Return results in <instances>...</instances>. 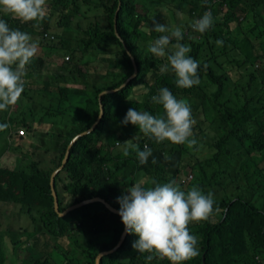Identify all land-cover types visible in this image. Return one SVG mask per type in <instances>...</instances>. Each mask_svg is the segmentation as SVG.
<instances>
[{
    "label": "trees",
    "instance_id": "trees-1",
    "mask_svg": "<svg viewBox=\"0 0 264 264\" xmlns=\"http://www.w3.org/2000/svg\"><path fill=\"white\" fill-rule=\"evenodd\" d=\"M46 5L47 16L38 25L36 21L21 23L0 11V19L28 32L39 46L67 47L62 55L67 59L41 80V97L31 95L27 83L39 81L41 71L49 68L43 58L34 57L16 106L1 113L2 118L8 116L9 128L15 129L17 137H22L19 128L28 131L33 124L45 127L48 134L49 127L58 131L51 135V156L44 164L33 157L36 148L21 146L18 153V146L12 148L19 154L18 167L0 166V203L18 206V211H24L18 216L27 217L21 220L32 224V230L0 228V264H7L11 255L5 253L9 248L5 235L13 258H18L19 249L27 253L22 264H43L46 259L41 256L52 251L66 264H94L100 251L117 244L124 226L118 214L96 202L59 217L49 177L61 163L69 141L98 116L99 93L119 87L133 72L128 52L137 64L136 75L122 88L101 95V119L73 143L67 162L55 176L59 210L94 196L119 208L117 197L139 180L155 179L160 184L175 180L185 191L196 185L214 195L219 211L210 221L189 224L190 233L199 238L200 255L182 264H264V0H46ZM205 11H211L214 24L201 34L191 24ZM153 18L164 20L161 24L167 27L173 22L182 27L181 43L190 45L189 55L200 63L199 85L178 88L170 69L160 71L167 57L154 56L148 46L165 33L151 30ZM48 34L56 38L51 40ZM217 40L223 44L217 45ZM109 51L114 56L103 55L102 60L108 67L119 68L117 76L108 79L107 71L94 75L98 78L85 87L73 86L87 70L88 56ZM136 87L144 89L140 99H129ZM163 87L190 104L193 130L202 133L199 138L193 132L198 141L194 148L167 140L157 143L140 133L138 126L121 124L129 108L163 116V107L151 100ZM134 136L140 150L145 145L152 149L155 164L149 157L141 165L132 150L123 156V142ZM200 144L211 148L210 156L195 155L193 150ZM183 174L191 178L185 180ZM62 237L68 239L69 247L59 244ZM40 238V247H36ZM137 238L126 234L121 246L100 264H171L154 254L147 261L149 253H138L132 247Z\"/></svg>",
    "mask_w": 264,
    "mask_h": 264
},
{
    "label": "clouds",
    "instance_id": "clouds-1",
    "mask_svg": "<svg viewBox=\"0 0 264 264\" xmlns=\"http://www.w3.org/2000/svg\"><path fill=\"white\" fill-rule=\"evenodd\" d=\"M0 11L14 16L21 23L36 21L38 25L47 16V5L46 0H0ZM213 24L211 11H205L191 24V28L203 34ZM151 30L165 33L148 46V51L154 56L167 57V63L161 66L160 71L164 73L170 69L177 78L178 88L199 85L200 63L189 55L190 45L181 43L184 38L182 27L170 29L153 18ZM173 39L175 43H172ZM216 43L222 45L223 41L217 40ZM37 49L38 41L28 32L11 28L6 20L0 19V111H8L20 99L27 66L32 63ZM151 100L163 107V116L129 108L121 124L138 126L140 133L157 143L167 140L194 148L198 141L193 136L195 120L190 104L184 99L178 100L167 87L160 88ZM9 127L8 123H0V132ZM134 139L135 136L123 142V156H129L132 150L141 165L147 164L149 157L155 164L152 149L145 145L140 150ZM149 184L151 186H146ZM126 193L117 197L120 205L118 215L125 233L138 237L132 244L133 249L138 253H149L147 261H151L154 254L160 259L166 258L171 264H182L200 255L199 238L190 233L188 226L192 222L210 221L219 211L214 207L215 199L211 192L204 193L196 185L185 191L175 180L160 184L152 179L137 181L126 188Z\"/></svg>",
    "mask_w": 264,
    "mask_h": 264
},
{
    "label": "rangeland",
    "instance_id": "rangeland-1",
    "mask_svg": "<svg viewBox=\"0 0 264 264\" xmlns=\"http://www.w3.org/2000/svg\"><path fill=\"white\" fill-rule=\"evenodd\" d=\"M93 13H90V15L92 16ZM178 17V21L183 19V16L180 14L177 16ZM163 23H165L164 20H162ZM162 21H157L159 23H162ZM180 23H182L180 21ZM231 26L235 25V22H231L230 24ZM170 28L175 27V23L173 22L172 24L170 23L169 25ZM57 34V32H56ZM72 38V37H69ZM37 39V38H36ZM71 44H73V41H71ZM67 47H58L56 49H52V48H46V47H41L38 45V49H37V53L35 55V57H41L44 59L45 63L48 65L47 67L49 69L44 68L41 71V75L39 77V81H35L34 82H28L27 85L30 86L32 89L30 90L31 95L33 94L34 97L39 98L41 97V94L38 92V88H40V86H42V79H46L47 78V74H51L52 73V69L54 67H58L60 66L65 59V57H62V55L64 54L65 51H67L66 49ZM66 54V53H65ZM103 55H107L108 57H113L114 53L113 51H109L107 54H102L101 53H97L94 57L92 56H88L87 60L89 61V63L84 66V68H86L87 70L85 71L83 76H79L78 80L73 84V86H77V87H85V85H87L89 82H91L93 78H95L94 75L97 74H105V72H107L106 76L109 79L112 76H117L120 73V70L118 67H111V66H107V62L102 60ZM66 56V55H65ZM113 66V65H112ZM111 70V71H109ZM84 71V70H83ZM98 77H96L95 79H97ZM115 79H117L115 77ZM72 84H68V86H71ZM53 85L50 86V88H52ZM144 92V89L142 87H136L132 93L129 96L130 98H134V99H140L141 94ZM16 106V105H15ZM12 106V107H15ZM2 112L4 111H0V123H8L7 119L8 116H4L2 118ZM11 124V123H10ZM9 124V125H10ZM12 125V124H11ZM15 129L12 128H8V132L3 131L0 132V150L3 149L4 152L2 153L1 157H0V166L2 167H7V168H16L18 167V159L17 156L19 154L16 155L15 151H12V148H16L18 146L19 147V151L18 153L21 152V146L28 148H36V150H34L33 153V157L34 158H40L42 159V164H44L47 160H49L50 156H51V147H52V133L58 131L56 128L54 130H52L50 127L48 128L49 130V134L47 133V129L45 127L40 126L39 124H33V128L28 130L26 129L25 133L23 135H21L22 137H17L14 135ZM193 132L197 133L198 137L201 138L202 137V133L199 131L198 128H195L193 130ZM206 132V129L205 131ZM208 137H206L205 139H207ZM193 152L195 153L196 156L200 157V158H204V157H208L210 156V154L212 153L211 148L207 145H199L196 149L193 150ZM16 176V173H15ZM50 183V181H49ZM218 190H220V188H218ZM219 193H221V190L218 191ZM123 195H126L125 192H121ZM91 203H96V202H91ZM18 214L23 215L24 211H18V206H14L12 204H2L0 203V228H5V227H11V228H17V227H23V228H27L29 230H32V224L31 222H24L21 219H26V216H22L21 218L18 216ZM67 214V213H66ZM58 215V213H57ZM59 216V215H58ZM60 217V216H59ZM20 228V229H21ZM37 235L39 237H41L40 233H37ZM5 239H6V244L8 245V249L5 250V253L9 255V253H11L12 255V248L10 247V242L8 240V236L5 235ZM32 238L30 240V243H32ZM59 244L64 247L67 248L69 247L68 245V239H66L65 237H62L58 240ZM40 243H41V238L40 241L37 242L36 247L39 246L40 247ZM51 245H53V241L50 242ZM42 252V251H41ZM26 252H23L22 249L18 250V258L15 259L13 258L11 255L9 256V261L7 264H14L15 262L17 264H22L21 260L22 258H26ZM42 259H46V262L43 264H66L64 261H61V259H59L58 257H55V253L49 252L48 255H46V253L44 255L41 256Z\"/></svg>",
    "mask_w": 264,
    "mask_h": 264
},
{
    "label": "water",
    "instance_id": "water-1",
    "mask_svg": "<svg viewBox=\"0 0 264 264\" xmlns=\"http://www.w3.org/2000/svg\"><path fill=\"white\" fill-rule=\"evenodd\" d=\"M120 8V3L118 4L117 8H116V11H115V14H114V24L116 22V15H117V12ZM128 54L130 55V58L132 60V64H133V72L129 75V77L117 88H114V89H106V90H103L99 93V96H98V101H99V114L98 116L96 117L95 121L93 122V124L86 130L76 134L70 141L69 143L67 144V147L65 149V152H64V155H63V158L61 160V163L59 164L58 167H56L50 174V177H49V181H50V192L53 196V207L55 209V211L58 213V215L60 217L64 216L66 213H68L70 210L72 209H75V208H79V207H82L86 204H89L91 202H100L102 203L109 211L115 213V214H118V210L119 208H116L114 207L113 205H111L110 203H108L105 199H103L102 197H99V196H94V197H90V198H86V199H83L81 200L80 202H77V203H74L72 205H69L67 206L66 208H64L63 210H59V204H58V196H57V192H56V189L54 187V180H55V176L63 169L65 163L67 162L68 160V157H69V154H70V148L71 146L73 145L74 142L77 141V139L86 134V133H89L90 131H92L96 124L99 122V120L101 119L102 115H103V112H104V109H103V104L101 103V95L104 94V93H112L116 90H118L119 88H122L123 86H125L131 78H133L136 73H137V64L136 62L134 61V57L131 55L130 52H128ZM126 236V233L124 231V226H123V230H122V233L119 237V240L117 242V244L112 247L111 249H107V250H102L100 251L96 257H95V261H94V264H100V260L106 256V255H109V254H112L113 252H115L122 244L124 238Z\"/></svg>",
    "mask_w": 264,
    "mask_h": 264
},
{
    "label": "built area",
    "instance_id": "built-area-1",
    "mask_svg": "<svg viewBox=\"0 0 264 264\" xmlns=\"http://www.w3.org/2000/svg\"><path fill=\"white\" fill-rule=\"evenodd\" d=\"M49 38L52 40V39H55L56 37L54 35H49ZM66 59H67V57H66ZM17 131H18L19 135H23L25 133V131L23 129H20V128ZM183 177L185 180H189L191 178V174L183 175Z\"/></svg>",
    "mask_w": 264,
    "mask_h": 264
}]
</instances>
